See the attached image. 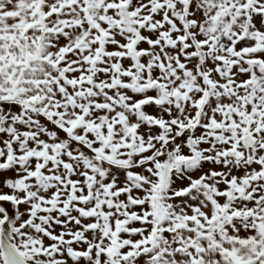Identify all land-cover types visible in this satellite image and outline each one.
I'll use <instances>...</instances> for the list:
<instances>
[{
	"label": "snow or ice",
	"instance_id": "obj_1",
	"mask_svg": "<svg viewBox=\"0 0 264 264\" xmlns=\"http://www.w3.org/2000/svg\"><path fill=\"white\" fill-rule=\"evenodd\" d=\"M0 264H264V0H0Z\"/></svg>",
	"mask_w": 264,
	"mask_h": 264
}]
</instances>
